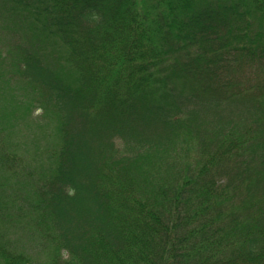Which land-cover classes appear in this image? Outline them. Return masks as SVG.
<instances>
[{
	"label": "trees",
	"instance_id": "trees-1",
	"mask_svg": "<svg viewBox=\"0 0 264 264\" xmlns=\"http://www.w3.org/2000/svg\"><path fill=\"white\" fill-rule=\"evenodd\" d=\"M138 1L0 0V68L58 117L51 264H264V0Z\"/></svg>",
	"mask_w": 264,
	"mask_h": 264
},
{
	"label": "rangeland",
	"instance_id": "rangeland-1",
	"mask_svg": "<svg viewBox=\"0 0 264 264\" xmlns=\"http://www.w3.org/2000/svg\"><path fill=\"white\" fill-rule=\"evenodd\" d=\"M137 4L141 7L144 2L139 0ZM26 24L28 35L35 37L30 21H21L17 28ZM55 39L59 41L58 37L52 36L43 39L44 52L49 51ZM2 41L3 34L0 33V54H5L9 47H2ZM55 51L58 71L68 80L77 79V70L61 57L65 47H56ZM8 73L0 68V246L22 252L37 264H51L62 253L57 252L59 244L50 232L49 222L32 205L37 199V178H42L41 173L45 172L47 164H56L52 152L60 143L58 117L33 108V102L20 82H7L5 75ZM234 117L237 116L231 113L226 120L232 121Z\"/></svg>",
	"mask_w": 264,
	"mask_h": 264
},
{
	"label": "clouds",
	"instance_id": "clouds-1",
	"mask_svg": "<svg viewBox=\"0 0 264 264\" xmlns=\"http://www.w3.org/2000/svg\"><path fill=\"white\" fill-rule=\"evenodd\" d=\"M100 19H101V17L99 16V14H97V13L92 14V20L93 21L99 22ZM69 194L70 195L72 194L71 190L69 191Z\"/></svg>",
	"mask_w": 264,
	"mask_h": 264
}]
</instances>
